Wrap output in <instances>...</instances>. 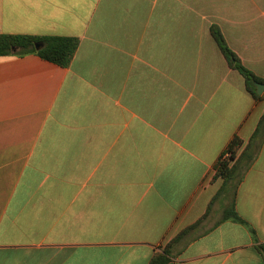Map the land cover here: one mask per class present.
Here are the masks:
<instances>
[{
	"label": "crops",
	"instance_id": "1",
	"mask_svg": "<svg viewBox=\"0 0 264 264\" xmlns=\"http://www.w3.org/2000/svg\"><path fill=\"white\" fill-rule=\"evenodd\" d=\"M213 27L264 80V0H0V34L79 39L68 67L0 56V264H149L189 227L167 264H264V138L214 179L264 98Z\"/></svg>",
	"mask_w": 264,
	"mask_h": 264
},
{
	"label": "trees",
	"instance_id": "2",
	"mask_svg": "<svg viewBox=\"0 0 264 264\" xmlns=\"http://www.w3.org/2000/svg\"><path fill=\"white\" fill-rule=\"evenodd\" d=\"M212 34L227 59L229 66L238 71L244 78L246 83V90L256 99L264 98L263 95H258L256 92L255 83H264V80L256 76L252 71L246 68L239 57L231 50L227 44L221 30L218 27L212 28ZM38 44H42L41 48H37ZM79 47V39L75 37H59V36H32V35H14V34H0V56H24L28 54H36L46 61L55 63L61 67H68L77 52ZM13 49H17L13 52ZM264 138V116L262 117L254 135L253 142L248 145V149L244 150L240 155L239 150L243 146V141L240 137L235 136L230 143L228 149L231 158L223 159L215 166L214 179L221 178L224 181H231L234 178L241 180L247 170L250 168L257 152L260 149V144ZM214 200L212 201V203ZM223 219L232 220L236 223L247 224L246 221L236 211L235 204L226 209ZM180 232L164 249L162 252L156 253L149 264H167L171 260V247L179 239L184 236L190 229Z\"/></svg>",
	"mask_w": 264,
	"mask_h": 264
},
{
	"label": "water",
	"instance_id": "3",
	"mask_svg": "<svg viewBox=\"0 0 264 264\" xmlns=\"http://www.w3.org/2000/svg\"><path fill=\"white\" fill-rule=\"evenodd\" d=\"M43 45L42 44H38L37 45V48H41ZM17 49H13V51H16ZM255 86H256V92L258 95H262L264 93V83H259V82H256L255 83Z\"/></svg>",
	"mask_w": 264,
	"mask_h": 264
},
{
	"label": "built area",
	"instance_id": "4",
	"mask_svg": "<svg viewBox=\"0 0 264 264\" xmlns=\"http://www.w3.org/2000/svg\"><path fill=\"white\" fill-rule=\"evenodd\" d=\"M231 153L230 152H226L225 154H224V156H223V159H229V158H231Z\"/></svg>",
	"mask_w": 264,
	"mask_h": 264
}]
</instances>
